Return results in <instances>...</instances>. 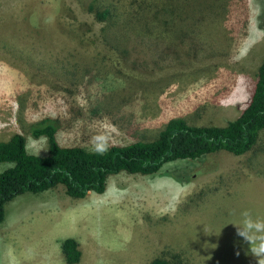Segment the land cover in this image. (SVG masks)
I'll list each match as a JSON object with an SVG mask.
<instances>
[{
	"label": "rangeland",
	"instance_id": "374dc122",
	"mask_svg": "<svg viewBox=\"0 0 264 264\" xmlns=\"http://www.w3.org/2000/svg\"><path fill=\"white\" fill-rule=\"evenodd\" d=\"M263 56L264 0H0V141L21 133L46 141L32 152L48 147L30 132L44 117L59 120L62 146L91 150L93 137L153 139L171 117L225 125ZM246 210L264 219V128L240 155L121 171L82 198L61 184L16 196L0 224V264H69L65 237L79 244L74 264H258L233 224Z\"/></svg>",
	"mask_w": 264,
	"mask_h": 264
},
{
	"label": "trees",
	"instance_id": "16d2710c",
	"mask_svg": "<svg viewBox=\"0 0 264 264\" xmlns=\"http://www.w3.org/2000/svg\"><path fill=\"white\" fill-rule=\"evenodd\" d=\"M88 9L92 11L94 5L89 4ZM94 12L99 21L109 16L108 8ZM58 127L59 120L53 117L30 126L33 137L46 136L45 155L29 154L21 133L0 141V165H7L0 170V224L6 203L25 192L38 193L61 184L68 196L82 198L90 191L103 192L110 174H154L170 161L194 159L218 150L235 155L250 150L264 128V56L246 105L225 125H196L183 117H171L153 139L110 145L103 153L81 145L62 146L56 136ZM60 248L67 263L80 261L81 250L75 238H64ZM149 264L175 263L158 256Z\"/></svg>",
	"mask_w": 264,
	"mask_h": 264
},
{
	"label": "clouds",
	"instance_id": "9594fccd",
	"mask_svg": "<svg viewBox=\"0 0 264 264\" xmlns=\"http://www.w3.org/2000/svg\"><path fill=\"white\" fill-rule=\"evenodd\" d=\"M41 141H44V138H27L25 144L26 151L29 154L40 156L41 150L48 147L41 146L35 152H32L31 149ZM44 144L46 145V141H44ZM108 146L109 141L107 138L101 142L93 137V148L95 151L103 153L107 151ZM242 217L241 223H233L237 227V233L250 243V253L257 257L258 264H264V219L254 218L247 210L242 213Z\"/></svg>",
	"mask_w": 264,
	"mask_h": 264
},
{
	"label": "crops",
	"instance_id": "0c3cea01",
	"mask_svg": "<svg viewBox=\"0 0 264 264\" xmlns=\"http://www.w3.org/2000/svg\"><path fill=\"white\" fill-rule=\"evenodd\" d=\"M65 238H66V237H65ZM63 239H64V238H63ZM63 239H62V240H63Z\"/></svg>",
	"mask_w": 264,
	"mask_h": 264
}]
</instances>
